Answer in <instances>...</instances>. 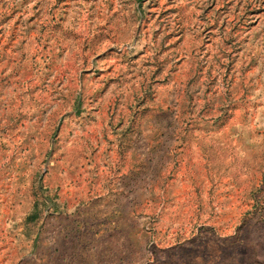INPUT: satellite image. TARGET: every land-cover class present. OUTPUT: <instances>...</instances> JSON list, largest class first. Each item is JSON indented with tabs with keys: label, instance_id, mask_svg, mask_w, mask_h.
<instances>
[{
	"label": "rangeland",
	"instance_id": "1",
	"mask_svg": "<svg viewBox=\"0 0 264 264\" xmlns=\"http://www.w3.org/2000/svg\"><path fill=\"white\" fill-rule=\"evenodd\" d=\"M128 1L33 46L61 1L0 0V264H264V122H198L264 100V0Z\"/></svg>",
	"mask_w": 264,
	"mask_h": 264
},
{
	"label": "crops",
	"instance_id": "2",
	"mask_svg": "<svg viewBox=\"0 0 264 264\" xmlns=\"http://www.w3.org/2000/svg\"><path fill=\"white\" fill-rule=\"evenodd\" d=\"M60 1V5L64 7L63 10H60L58 17H50L47 12L46 14L49 17V21L40 24V29L34 26L32 31L33 36L31 37L29 35L30 44H33V46H35L38 41H41L42 34H44L42 36L44 40L51 38L59 42L60 45L63 44V46H65L66 43L73 42L79 37L81 39V37H83L81 32L84 34V39H86V36H89L88 33H91L90 40H92L93 45H115V43H110V33L120 28L119 25L117 27V23L124 19L122 17H131L130 9L126 7L125 4L126 0H117L123 3V6L118 5V9L115 7L116 0ZM86 1H88V3ZM132 1H134L135 4H139L142 0ZM53 5L54 3L52 6ZM48 11H50L49 8ZM77 15L81 16V21L83 22L76 21ZM51 24L50 31L52 34L49 37L46 31ZM230 93L231 92H228L227 94L229 101L224 105L225 112L223 114H210V116H208L206 112L207 109H205L201 114V118L198 119V122H264V100L260 99V88L250 90L248 87H243L241 95L237 98ZM234 104L237 105V107L234 108L237 112L233 114V117L234 115H237V118L240 116V120L229 119L232 115L230 113L233 108L232 105ZM219 109H221V107ZM256 126H259V124H256ZM236 133H240V130H236Z\"/></svg>",
	"mask_w": 264,
	"mask_h": 264
}]
</instances>
